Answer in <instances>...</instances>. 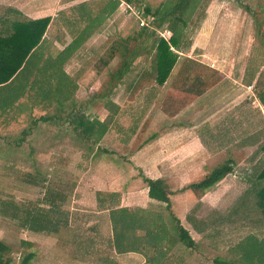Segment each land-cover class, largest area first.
<instances>
[{
    "label": "rangeland",
    "instance_id": "rangeland-1",
    "mask_svg": "<svg viewBox=\"0 0 264 264\" xmlns=\"http://www.w3.org/2000/svg\"><path fill=\"white\" fill-rule=\"evenodd\" d=\"M6 1L7 0H0V14L4 10V4L2 5V3ZM78 1L80 0H23V4H28L32 8L37 6L40 7L41 10L39 11L34 10L29 12L35 15L40 13L42 8H52L51 10L54 12L53 8L62 5V3L71 4ZM89 1H91V4L94 6L93 8L98 9L106 0ZM173 2L174 0H133L132 3H126L130 4L131 10L135 11L136 14L142 18H147L148 16L154 17V15L150 14L145 17L144 9L146 6H149L151 12H153L160 8L168 7ZM211 3L215 6L224 4L225 12L229 13L230 18H232L234 14L232 9L234 5L239 7L237 8L239 10L238 14H240V12L242 13V16L238 17L236 20H232V22L228 19L227 22L220 20L216 22L211 21L210 23V30L213 25L220 28V26H227L230 24L226 34L231 38V41L227 39L226 43H221V47H224L223 50L227 48L226 51L229 52L226 57L224 56L223 62L222 59L217 60L222 62L220 66L226 70L232 67V76L236 70L244 69V64L247 62L248 65L246 68L252 71H257L264 66V0H199L198 5L191 14H188V9L182 8V15L186 19L182 29V38L185 42L189 43L188 48L183 50L184 52L182 53L188 56L191 55V57L188 58L189 61L187 62L183 57L178 58L176 69L173 73L174 77L167 81L169 85L177 80H182L184 71H191L194 67V70H196V68H198L197 70H205L208 68L207 63L210 61H207L208 59L198 54H202L204 50L209 52L213 50V48L218 47L217 41H206V43L199 41L197 43L196 36L201 23L204 21V10H206ZM66 8L68 9L70 7ZM49 10L50 9H47L45 12ZM25 15L28 16L27 14ZM110 20L109 27L105 28L109 29L108 45L110 48L108 60H106V53H104L105 41L107 39L104 38L103 54H100L99 49L95 50V58L91 60L89 56L93 54L89 53L87 54L88 58L82 61V64L85 63V70L89 69L87 76H90V74L98 70V68H102L103 65L107 66L110 86L109 98L117 102L119 99H122L120 101V103H122L125 95H127L124 90L129 88L127 86L130 81L133 82V77L136 76L135 73L137 74L139 71H143L144 80H142V83L145 81L148 84L149 82L148 87L150 84H153V80L156 76L154 55L152 51L148 56L144 54V48L149 47L152 38L151 35H147V39H142L141 29L143 26L141 27L138 25L139 18L134 15L124 3L122 4V8L117 6V8L111 12ZM152 22L150 23V27L152 26ZM166 24L167 23H163L160 27L155 28L154 35L169 36ZM233 39L237 41V50L241 52V58H239L240 52L238 55L236 54L235 58L232 56L231 58L229 57L231 46H233L231 43ZM193 42L197 44H193V46L196 44V49L194 52H191L189 49H191L190 47ZM52 46L53 44L51 43L45 46L47 54H53L54 49ZM137 46L138 52H131V50L137 48ZM246 52L247 58L245 57ZM100 56L103 58L97 59ZM194 58L200 59V61L202 60L203 63L200 61L198 62ZM239 61L240 64L237 66L238 69H235V65ZM36 75H30L27 80H25L26 85L32 83V81H39L42 79L38 71ZM81 79L85 81L83 85H88L87 79L83 80V77ZM263 80L264 76L260 73L256 80L255 89L257 88V90H259L260 88H264ZM99 82H101V80ZM120 83L126 85V88ZM236 85L237 84H234L232 86L234 89L230 87L231 83L229 86H222L218 91V93H221L222 98L216 99L213 103L216 104L223 100L222 108H224L227 103V97L230 96L235 89L241 92V90H239L240 88L237 87L239 85ZM255 89L253 88V94L257 97ZM33 90L35 89H32L30 94L35 93ZM142 90H145V86L136 92L133 90V93H130L128 99L132 101V103L129 107L122 108L124 111L118 112L115 120L110 124L108 137L104 139L101 138L95 145L84 143L80 139L72 138L71 136V138H67L66 134L62 133L63 131H59L57 127L58 124H55L53 121L43 122L38 120L35 124L32 122V120L41 114L53 115L56 102L53 98L49 101V106L44 108L41 107L42 105L39 106V104L32 106V99L27 98V100H24L22 103L24 106L21 112L18 113V110H16L15 112H9L7 114L0 113V240L8 246L9 249L7 254L16 264H19L21 257L30 251L34 252V257L30 260L29 264H122L113 246V225H115L113 215L115 218H119L121 223H125L128 219L125 217L126 215L124 212L118 210L107 212L108 209L106 207L116 204L117 199L115 202H111L112 198H109L110 200L107 198V201H104L102 199L103 196L101 197L100 195L98 197L99 191L95 189L94 176L101 172V166H103L101 158H104L109 162H113L114 166L118 167L125 177L121 178L122 180L126 179L128 182H134L136 180H143L144 177H147L142 169L133 167L126 157L129 152L133 150H135L134 153L138 152V150H144L141 155H138L137 162H144L145 167L148 168L147 170L144 169L148 171L151 168L150 159L152 150H157V148H150V146H146V144L143 148H138V146L141 143H146L147 136L151 133H164L165 129L159 126L161 124L149 123L148 120H146L145 123H141V115L149 108L147 105H149L150 102V100L147 101ZM211 90L213 89L208 91L210 97L207 98V100H212L211 97H213L214 92ZM69 93L71 94L72 92L70 91ZM69 93L67 92L66 95ZM86 94H90L89 90L83 92V96H79L83 99L87 96ZM61 98L62 97L59 96V100ZM189 98L190 100L193 99V97ZM29 106L31 107L29 108ZM166 108L163 107L165 110ZM105 109L110 113L107 108ZM45 111L46 113H44ZM93 111V117H95L94 115L97 114V110ZM202 116L203 115H198V118L192 117L191 119L189 117V120L196 122ZM135 118L137 119L135 120ZM133 120H135L134 124L138 127H141V124H143V128L138 131V128L136 129L135 135L133 133L135 129H131V132L127 130L128 127H132ZM24 128H29L30 130L25 141L20 145H15L13 141H6V138L12 140L18 136L20 131ZM133 135L136 137L131 146L122 145V143L125 142V137L131 138ZM59 141L75 145L61 149ZM153 143L154 141L152 144ZM102 150L107 151L102 152ZM163 152H165V150H163ZM171 153L174 154V157L176 151ZM231 156L237 163L234 162L232 173L227 174L220 183H218L219 181L216 183L218 184L216 185V187H218L216 191H219V194H221L220 202H217V204L219 203L218 206H220V208L223 207L234 211L239 220L243 218V211L247 214L249 213L250 217H253L256 212H251V208L248 210L246 207H242L240 210L239 208L237 210L238 204H236V206L234 204V206L230 208L236 195L248 185L247 183L252 181V176L249 170L246 169V166H248V163L245 162L246 159L241 160L240 157H242V155L239 156L234 154ZM209 157L210 158L206 160L205 164L200 163L196 165L195 170L188 174V177L185 178L186 185L199 181L206 173L230 159L228 158L229 155H222V153L217 150L211 152ZM118 169H113L112 171L116 174L118 173ZM148 178L150 177L148 176ZM176 189L178 188L176 187ZM193 192L192 189L188 190V195L190 197L189 199H184L183 203H181L180 200L176 201L177 203L179 202L178 204L182 206L183 210L186 207L190 209L194 202H196ZM185 194L187 196L186 192ZM51 198L56 200L59 209L50 211L52 209V207L49 209L51 206L50 203L53 201L50 202L48 199ZM176 206L177 205H175V209L178 212ZM105 208L107 210H105ZM131 208L132 213L136 214L140 219L133 225L134 228H131L133 234H135L134 231H136L135 226L138 228V232L145 230V226L149 225L148 222L150 223V218L156 221L155 225L157 224V226H161L164 229H166V227H172L173 219L170 214L172 209L171 206L170 208H166L163 204H158L145 209H140L141 207H138L135 209L136 211L134 207ZM26 211H30L36 214V216H47L51 221L57 223L56 230L45 232L29 229L25 226L23 220ZM179 212L181 214V211ZM207 212L208 211L205 210L204 214ZM219 224L220 223H218L217 226ZM258 225L262 224L258 222ZM230 234L232 235V233ZM242 236L246 235L241 234L239 237ZM254 238L255 237L251 235L245 237V239L242 241L240 240V242L236 244L233 250L235 252L243 251L244 258L248 260V252L250 250H257L252 245ZM133 244H135L134 238ZM144 255L145 259L146 256L148 259L150 257L151 261L155 259V254L148 255L145 253ZM142 260L143 259H136L134 255H132V258L129 259L126 264H140Z\"/></svg>",
    "mask_w": 264,
    "mask_h": 264
},
{
    "label": "crops",
    "instance_id": "crops-1",
    "mask_svg": "<svg viewBox=\"0 0 264 264\" xmlns=\"http://www.w3.org/2000/svg\"><path fill=\"white\" fill-rule=\"evenodd\" d=\"M110 1L106 0L98 9L93 8L94 6L89 0H80L71 4L65 3L66 5L62 3V5L53 8L54 12L51 10L52 8H42V11L35 15L29 12L34 10L39 11L41 8L38 6L32 8L28 4H23V0H7L2 5L4 4V8L8 6L15 7L32 18L51 17V21L45 32V39L38 51L42 55V60L50 55L54 59H57L56 65L58 68L56 69L55 77L60 82V90L65 94L61 95L62 98L59 102H55L53 116L48 120H43V122L53 121L55 124H58L59 131H63L62 133H65L67 138H78L82 142L88 143L87 141H83L73 128V120L77 112L83 111L88 117L103 121L109 114L105 109H108L105 104L110 100L117 103L119 105L118 114V112L124 111L123 109L129 107L132 103L128 99L130 93H133V90L136 92L145 86V90L142 91L147 101L150 100V102L147 105L149 108L141 115V123H145L148 120L149 123L161 124L159 126L165 129L164 133H151L147 136V142L141 143L138 146V148H143L146 144L150 148H157V150H152L150 159L151 168L148 171H146L148 168L145 167L144 162H137L138 155H141L144 150H138L136 153L133 150L129 152L126 158L131 162L133 167L142 169L147 177L149 176L152 179L160 178L166 181L169 188L168 197L170 206L172 207L170 213L172 219L175 217L179 221L180 225L188 232L194 245L187 247L179 241L177 230L174 227V219L172 227L164 229L161 226H157V224L155 225L156 221L150 218L149 225L145 226V230H142V232H138V228L135 227L137 232L134 231L135 234H132L134 236H131V239L133 240L134 238L135 241L134 250L117 252L119 260L122 261V264H126L132 258V255H134L136 259H143L140 264H264L263 228L260 230L258 227L246 226L239 230L229 229L223 224L217 226L220 222L214 226L206 221L207 218L210 220L211 215L221 216V214L228 211V209L223 207L220 208L218 206L219 203L217 204V202H220L221 195L219 191H216L218 189L216 185L218 184L204 190L202 193L195 192L192 189L196 202H194L190 209L186 207L183 210L182 206L178 204L179 202H176L180 200L183 203L184 199H189L188 190L190 188L188 186L191 183L186 185L185 178L188 177L191 171L195 170L196 165L200 163L205 164L206 160L210 158L211 152L217 150L222 155H229L228 158L234 160H232L233 164L234 162L237 163V161L231 155H242L240 158L241 160L246 159L245 162L248 163L246 169L249 172L256 168L259 157L264 155V151L256 152L257 150H264V101L261 102L253 94V88L255 89L259 74L262 73L264 76V66L257 71H252L246 68L247 62L244 64V69L236 70L232 76V67L226 70L220 66L229 52L226 51L227 48L223 50L224 47H221V43H226L227 39L231 41V38L226 34L230 24L220 26V28L213 25L211 30L209 29L211 21L224 20L227 22L230 19V22H232V20H236L242 16L241 12L238 14L239 10L237 8L239 7L233 6L234 14L232 18H230L229 13L225 12L224 4L215 6L211 3L205 10L204 21L201 23L196 36L197 43L199 41L206 43V41L211 42L213 40V42L217 41L218 45V47L213 48L209 52L204 50L202 54H198L208 59L207 61H210L207 63L208 68L205 69L206 71L197 70L198 68L194 70V67L191 71H184L182 80H177L169 85L167 81L174 77L175 64L163 84H157L154 79L153 84H150L149 87V82L148 84L145 81L142 83V80H144L143 71H139L137 74L135 73L136 76L133 77V82H129L127 86L130 87L128 92L125 91L126 85L120 83L125 86L124 91L127 94L122 103H120L122 99H119L117 102L109 98L110 86L107 66L103 65L102 68H98L90 76H87L89 69L85 70V63L82 64V61L88 58L87 54L89 53L93 54L89 56L91 60L95 58V50L99 49L100 54H103L104 38L107 39L105 41L104 53H106V60H108L110 48L108 45L109 29L105 28L109 27L111 21V13L108 10ZM118 6L122 8L120 3ZM66 7L70 8L67 9ZM47 9L50 10L45 12ZM160 36L168 38L170 32L167 37ZM50 43L53 44V54L46 53L45 46ZM194 43L196 42H193L190 47L191 49H189L191 52H194L196 49L197 43L193 46ZM231 43L233 46H231L229 57L235 58L236 54L238 55L240 51L237 50L236 39H233ZM246 55L247 52L245 53V57ZM180 57H183L187 62L191 55L188 56L180 52L178 58ZM241 57L242 54L240 52L239 58ZM100 58L103 57L100 56L97 59ZM220 59H222V62L217 61ZM195 60L200 61V59ZM200 62L203 63L202 60ZM82 77L83 80L87 79L88 85H83L85 81H82ZM100 80L101 82H99ZM230 83V87L234 84L239 85L236 86L240 88L241 92L235 89L227 97L226 106L222 108L223 100L216 104L213 102L218 98H222L221 93H218V91L222 86H229ZM26 88H28V85ZM232 88L234 89V87ZM210 89H213L211 91L214 92V95L211 97L212 100H207L210 97L208 93ZM88 90L90 94H86L87 96L81 99L80 96H83V92ZM70 91L72 92L71 94L69 93ZM67 92L69 93L68 95H66ZM189 97H193V99L190 100ZM163 107L168 108L165 110ZM93 110H97V114L94 115L95 117H93ZM198 115H203L200 117L201 120L198 119L196 122L189 120V117L190 119L192 117L198 118ZM135 120H133L132 127H128L127 129L128 131L135 129L133 131L134 135L137 128V131L143 128V124H141V127L136 126L134 124ZM109 131L110 126L102 136L103 139L108 137ZM134 135L131 138L125 137V142L122 145L131 146L136 137ZM153 141L154 143L152 144ZM59 143L61 149L75 145L62 141H59ZM106 151L102 150V152ZM174 151H176V154L173 157L174 154L171 152ZM101 160V163H103L101 172L94 176L95 189L99 191L98 197L100 195L101 197L103 196L102 199L104 201H107V198L108 200L112 198L111 202H115L117 199L116 204L106 207L108 210L105 208L107 212L113 210L119 211L121 209H126L128 212L131 211V207H134V210L138 207L145 209L158 204L166 206L164 202L149 198L148 186L144 180H136L134 182H128L126 179L122 180L121 178L125 177L118 167L114 166L113 162H109L104 158H101ZM113 169H118V173L115 174L112 171ZM233 169L230 173L233 172ZM262 182L264 183V180ZM238 195H236L232 203L238 199ZM175 205H177L176 208L178 212L181 211V214L176 211ZM205 210L208 212L204 214ZM128 214H132V211L128 212ZM120 223L119 221V225H121ZM241 234H245L246 236L239 237ZM250 235L255 237L252 245L257 250H250L247 260L244 258L243 251L235 252L233 249L240 240L242 241ZM127 239L123 241L127 242ZM145 253L148 255L155 254V259L151 261L150 257L148 259L147 256L145 259Z\"/></svg>",
    "mask_w": 264,
    "mask_h": 264
},
{
    "label": "trees",
    "instance_id": "trees-1",
    "mask_svg": "<svg viewBox=\"0 0 264 264\" xmlns=\"http://www.w3.org/2000/svg\"><path fill=\"white\" fill-rule=\"evenodd\" d=\"M124 1L128 3L133 2V0ZM198 1L174 0L168 7H163L153 12H151L149 6H146L144 9L145 16L154 15L152 26H143L141 35L143 40L147 39V35H151L152 38L149 47L144 48V54L148 56L151 51L153 52L156 71L155 81L157 84H163L166 81L177 62L180 52H184L183 50H186L189 46V43L185 42L182 38V29L186 22V19L182 15V8L188 9V14H191L198 5ZM119 3L120 0H111L108 6L109 13L113 12ZM204 17L205 13H203ZM50 21V16L40 18L28 17L21 10L12 6L5 7L0 14V113L7 114L16 110H18V113L21 112L24 106L22 103L27 98L32 99V106L39 104V106L42 105L41 107L44 108L49 106L48 103L52 98L56 102H59V96L64 94L60 90V82L55 77L56 69L58 68L56 65L57 59H54L50 55L42 60V55L38 51L45 39V32ZM163 23H167L166 27L170 32L168 38L154 35L155 28L160 27ZM134 51L135 53L138 52V46L131 50V52ZM240 61L236 63L235 69H238L237 66L240 64ZM35 69L36 72L40 73L42 79L32 81V83L28 84V88H26L25 80L30 75H36ZM129 88H126L125 91L128 92ZM32 89H35L33 90L35 93L30 94ZM255 92L260 101H264V88H260L259 90L256 88ZM105 105H107L106 107H108L110 113L103 121L97 118H90L83 111L77 112L73 120V128L79 137L91 145H95L101 140L119 109V105L111 100ZM52 116L47 114L40 115L32 120V122L35 124L38 120H48ZM29 130V128H24L18 136L12 140L6 138V141H13L15 145H20L25 141ZM260 151L264 150H257L256 152ZM232 169L233 161L228 159L225 163L216 166L208 172L198 182L189 184L188 187L195 192L202 193L223 179ZM250 174L252 181L240 192L238 199L232 203L230 208L234 204L235 206L238 204L237 210L238 208L240 210L242 207H246L248 210L251 208V212H256V216L254 214L253 217H250L249 213L247 214L243 211V218L239 220L234 211L228 210L221 214V216L211 215L210 220L206 219L208 223L215 226V224L220 222V224H225L229 229L238 230L246 226L258 227L260 230L261 228L264 229V183L262 182L264 180V155L259 157L258 165L251 170ZM143 180L147 183L149 198L164 202L166 207L170 208L169 188L166 181L160 178L152 179L148 177H144ZM48 201H53L50 203L49 209L52 207L50 211L59 209L54 198L48 199ZM119 211L124 212L128 220L119 225V218H115L113 215L115 224L113 225V246L116 252L134 250L135 245L131 239V236L134 235H132L133 231H131V228H134L133 225L140 219L136 214H128L126 209ZM24 216L25 226L33 231L50 232L51 230H56L57 223L51 221L47 216H36V214L30 211H26ZM173 219L179 241L187 247L193 246V240H191L188 232L175 217ZM258 222L262 225H258ZM125 239H127V242L123 241ZM8 249V246L0 240V264H16L7 254ZM33 257L34 252L30 251L21 257L19 264H29Z\"/></svg>",
    "mask_w": 264,
    "mask_h": 264
},
{
    "label": "built area",
    "instance_id": "built-area-1",
    "mask_svg": "<svg viewBox=\"0 0 264 264\" xmlns=\"http://www.w3.org/2000/svg\"><path fill=\"white\" fill-rule=\"evenodd\" d=\"M125 4L126 5V7L128 8V9H130V11H132L133 13H134V15H136L138 18H139V22H138V25H140L141 27L142 26H149L150 27V23L153 21V17L152 16H145V17H147V18H142L141 16H139L138 14H136V12L135 11H133V10H131V6H130V4H128V3H126V2H124V1H121L120 2V4L122 5V4Z\"/></svg>",
    "mask_w": 264,
    "mask_h": 264
}]
</instances>
